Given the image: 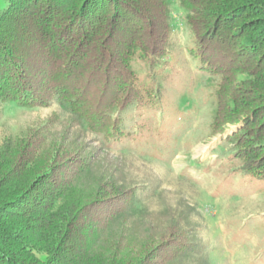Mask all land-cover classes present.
I'll return each instance as SVG.
<instances>
[{"label":"trees","instance_id":"trees-1","mask_svg":"<svg viewBox=\"0 0 264 264\" xmlns=\"http://www.w3.org/2000/svg\"><path fill=\"white\" fill-rule=\"evenodd\" d=\"M171 2L7 0L0 12V112L5 102L35 108L55 101L69 119L57 130L56 115L0 144V264H150L168 247L176 252L165 264H182L192 249L176 248L172 227L152 244L136 241L138 225L125 226L135 210L133 189L116 184L85 140L118 141L121 114L159 97L158 90L142 92L131 62L164 54ZM177 4L195 39L192 55L220 76L211 131L238 127L226 140L242 171L264 180V0ZM156 9L158 38L150 46L144 26L154 25ZM219 50L231 53L230 64ZM114 202L104 225L90 218L92 207Z\"/></svg>","mask_w":264,"mask_h":264},{"label":"rangeland","instance_id":"rangeland-1","mask_svg":"<svg viewBox=\"0 0 264 264\" xmlns=\"http://www.w3.org/2000/svg\"><path fill=\"white\" fill-rule=\"evenodd\" d=\"M171 5L173 30L164 54L131 62L142 92L158 90L159 97L153 95V102L133 104L121 114L124 135L118 141L105 143L89 134L85 140L97 148L96 160L116 184L133 189L135 210L125 226L138 225L142 236L136 241L153 238L152 244L172 227L178 234L177 249L192 246L182 264H264V180L242 171L226 140L238 127L212 133L220 76L192 55L196 43L184 23L186 12L177 0ZM6 7L7 0H0V12ZM160 15L154 10V25L144 26L150 46L158 38ZM222 54L230 64L231 53ZM56 115L55 126L61 130L69 115L57 102L35 108L5 102L0 144L54 121ZM115 208L116 202L92 207L90 218L104 225L103 217ZM137 247L135 243L131 248ZM174 249L161 250L150 264H165Z\"/></svg>","mask_w":264,"mask_h":264}]
</instances>
